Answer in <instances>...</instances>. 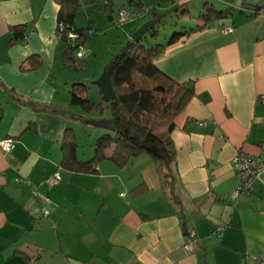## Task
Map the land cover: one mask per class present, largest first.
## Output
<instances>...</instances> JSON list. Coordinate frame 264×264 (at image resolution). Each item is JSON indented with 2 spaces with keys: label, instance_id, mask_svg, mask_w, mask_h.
<instances>
[{
  "label": "crops",
  "instance_id": "0c3cea01",
  "mask_svg": "<svg viewBox=\"0 0 264 264\" xmlns=\"http://www.w3.org/2000/svg\"><path fill=\"white\" fill-rule=\"evenodd\" d=\"M53 1L55 8L51 0H0V140L15 144L10 151L0 148V264H264V170L249 193L231 196L239 183L236 152L264 162V10L250 9L264 0H213L217 9L233 8L232 14L201 28L197 0H189L182 15L186 0H105L109 13L127 4L137 13L134 1L141 13L130 17L134 24L160 14L173 21L182 16L196 27L154 60L189 94L170 133L182 217L148 155L123 164L102 161L93 174L69 172L60 166L64 120L9 95L68 107L69 80L59 85L52 76L59 60L42 50L53 34V8L56 26ZM38 8L48 13L47 20L38 15L40 31ZM20 24L26 41L5 42L10 27ZM32 54L39 57L36 68L29 64ZM56 172L59 183L39 185ZM91 187L94 197H83ZM34 188L42 196L34 197ZM192 237L198 247L189 250Z\"/></svg>",
  "mask_w": 264,
  "mask_h": 264
},
{
  "label": "trees",
  "instance_id": "16d2710c",
  "mask_svg": "<svg viewBox=\"0 0 264 264\" xmlns=\"http://www.w3.org/2000/svg\"><path fill=\"white\" fill-rule=\"evenodd\" d=\"M56 1L58 3V14L55 28L59 38L64 43L63 61L66 66L72 64L77 69V60L82 57L74 56V51L75 49H77V52L84 49L89 39L90 25L78 26L76 24V14L81 4L80 0ZM107 1V4L111 5V0ZM197 1L200 8V28L207 26L213 19L232 14L233 11L231 7L217 9L214 2H212L213 0ZM97 2L99 0L84 1L88 5ZM188 2L189 0H186V4L184 3L181 6L179 14L182 15V12L189 11ZM244 6L247 7L248 5L244 4ZM250 6L252 14L264 10V2L261 1ZM243 10L244 7H241L239 11L244 12ZM181 17L177 16L175 18L176 22L173 20L170 22L171 26H174V30L170 35L165 34L167 35L166 41L153 43L149 40L150 37L158 34L157 28L153 27L139 40H128L120 48L118 54L110 58L108 65H113L110 80L115 93V100L105 102V106L91 101L85 93V83L89 81L77 78L67 83L68 107L26 100L11 90L8 93L17 102L19 101L21 104L28 106L34 112L54 114L64 120V132L59 144L61 151L60 166L69 172L93 174L97 172V166L102 161L111 160L116 164H123L141 153L148 155L155 165L166 198L174 206L176 214L179 213L182 217L183 211L181 208L183 207L180 195L176 190L178 178L174 167L175 155L170 133L175 128L174 119L183 109L189 94L185 92L184 83L176 82L159 70L154 63L157 56L163 53L167 46L195 30L196 27H191ZM69 33L75 35L73 42L68 38ZM8 36L9 44H13L15 41H26L25 25L11 26ZM28 60L31 68H36L39 65V57L36 54L30 55ZM77 108L80 109L79 112ZM104 108L110 111V115L107 117L101 115ZM94 111L101 115V119H109L112 129L96 126L105 131L95 139L92 156L84 160L77 155L78 137L74 128L68 123L72 121L95 126V122L99 121V117H87L89 113ZM56 173L60 177L54 184L61 181L60 173ZM47 179L40 182L39 185L53 186L54 184L47 183ZM33 190H36V188ZM39 196H42V194L39 193ZM177 206L180 209L176 208ZM44 210L47 211V214L43 213ZM41 213L45 217L49 215L46 208H43Z\"/></svg>",
  "mask_w": 264,
  "mask_h": 264
},
{
  "label": "rangeland",
  "instance_id": "374dc122",
  "mask_svg": "<svg viewBox=\"0 0 264 264\" xmlns=\"http://www.w3.org/2000/svg\"><path fill=\"white\" fill-rule=\"evenodd\" d=\"M52 5L54 4L55 8V2L53 0ZM85 0H80L81 4L78 7L77 14H76V24L78 26H89V39L86 42L84 46V54L82 58L77 60V69L74 68V65H65L63 61V50H64V43L59 38L58 32L55 28V13L54 8L51 11V23L53 28V34L50 39L47 40L46 45L49 44V47H45L43 52L51 51L53 56L55 57V60H59L57 63V67L54 66V73L52 76H54L58 81L59 85L62 82H64V78L71 81L74 79H82V80H88V83L86 84L85 93L88 96V98L93 101L94 103H99L103 106H105V102L102 99L101 92L99 90V87L95 85L93 82L98 79V77L101 75L105 67L108 65L110 58H112L113 55L118 54L120 48L126 44L128 40H130V35L133 32V30H136L143 24L144 17L139 21L138 24L131 23L130 17L132 16V19H138L137 15L141 14L139 8L136 6V4L132 3V6L138 11L137 13L135 11H132V7L130 8V4H127L125 13L129 16L124 19L123 22L119 23L122 14L119 13L118 8L120 5H116L113 3L112 7L116 9L112 13H109V11H106L105 9V0H99L96 4L88 5L84 3ZM150 0H143L144 4L146 5ZM157 4L155 0H151ZM128 1L123 2L128 3ZM130 3V2H129ZM148 6V5H147ZM42 12L46 15V20L48 19V13L45 9L38 8L35 13L34 18V24L37 28V31H40L39 27V18L38 15ZM108 14L112 15L114 17L113 20H109ZM143 16V15H142ZM149 16V15H148ZM147 16V17H148ZM146 17V18H147ZM116 19V21H115ZM172 20L170 15H167L166 17L161 19V22L159 25L156 26L158 34L154 37H150L149 40L153 43L163 42V36L164 34L170 35L172 33V30H174V26L172 27L170 24V21ZM176 22L177 20L174 19ZM179 25H181L180 21H178ZM32 23L29 24V26ZM29 26L27 30L29 31ZM177 27V26H176ZM177 30H179L177 28ZM36 31L30 32L31 34ZM8 39L5 40L7 42ZM0 44H4L3 39H0ZM74 56H77V49L74 51ZM85 61V62H84ZM84 63V64H83ZM78 112L80 109H78ZM102 117L109 116L110 111L106 108H104L103 113L101 114ZM101 115H99L97 112H91L87 115V117L92 118H98L101 119ZM68 124H70L74 131L76 132V135L78 137V146H77V155L81 159H88L93 154V144L97 137L100 136V134L103 133V129H100L94 125H84L81 123H75L70 121ZM147 157V156H146ZM134 161H140L142 158H134ZM138 159V160H136ZM149 159V158H148ZM79 175V174H77ZM83 175V174H82ZM77 177V176H75ZM68 179V178H67ZM77 181V179H76ZM78 182V181H77ZM74 185V184H73ZM79 192V190H77ZM83 194V197L89 196L94 197L96 193V188L91 187V189L81 191ZM82 195H80V200L82 198ZM78 196V195H77ZM45 198L46 197H41Z\"/></svg>",
  "mask_w": 264,
  "mask_h": 264
},
{
  "label": "built area",
  "instance_id": "2783aa9c",
  "mask_svg": "<svg viewBox=\"0 0 264 264\" xmlns=\"http://www.w3.org/2000/svg\"><path fill=\"white\" fill-rule=\"evenodd\" d=\"M119 13L122 14V17L119 21V23L123 22L124 19H126L129 15L125 13V10H120ZM231 28L228 27H222L223 32L230 31ZM68 38L73 42L75 35L73 33L68 34ZM84 54V50L80 49L77 52L78 57H82ZM264 98V97H262ZM262 148H264V143L260 145ZM0 148L2 151H10L13 148V140L10 138L2 139L0 140ZM233 166L235 170L237 171L238 177H239V183L237 187L232 191L231 196L236 197L238 194H246L249 193L253 188V182L260 171L264 170V162H260L256 160L252 155L242 151L238 150L236 154L234 155L233 159ZM59 174L54 173L52 176H50L47 179L48 184H54L59 179ZM15 181L19 182L20 179L16 178ZM32 195L34 197H38L39 194L36 190L32 191ZM44 214H47V211H43ZM222 230L221 226H218L216 228V232L220 233ZM189 250H193L198 247V241L192 237V239L189 241L188 244L185 246Z\"/></svg>",
  "mask_w": 264,
  "mask_h": 264
},
{
  "label": "water",
  "instance_id": "95a60500",
  "mask_svg": "<svg viewBox=\"0 0 264 264\" xmlns=\"http://www.w3.org/2000/svg\"><path fill=\"white\" fill-rule=\"evenodd\" d=\"M164 15H154L147 19L139 28L134 30L130 35V40L137 41L141 37L145 36L148 30L156 27L161 22V19ZM113 65L109 64L101 73V75L96 79L93 83L99 87V90L102 95V99L104 102H110L115 100V93L112 88L110 73ZM95 126H100L107 129H112V125L109 119H99L98 122H95Z\"/></svg>",
  "mask_w": 264,
  "mask_h": 264
},
{
  "label": "clouds",
  "instance_id": "9594fccd",
  "mask_svg": "<svg viewBox=\"0 0 264 264\" xmlns=\"http://www.w3.org/2000/svg\"><path fill=\"white\" fill-rule=\"evenodd\" d=\"M120 10H124V9H120ZM120 10H119V11H120Z\"/></svg>",
  "mask_w": 264,
  "mask_h": 264
}]
</instances>
